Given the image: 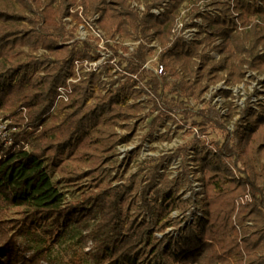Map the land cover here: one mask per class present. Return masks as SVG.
<instances>
[{"label": "trees", "instance_id": "trees-1", "mask_svg": "<svg viewBox=\"0 0 264 264\" xmlns=\"http://www.w3.org/2000/svg\"><path fill=\"white\" fill-rule=\"evenodd\" d=\"M134 1L146 5L142 16L132 8ZM201 1L209 0L80 3L85 16L100 14L99 24L111 36L134 33L146 40L158 39L164 48L160 61L176 79L165 90L199 99L210 84L224 80L236 85L250 71L264 74V0L238 3L236 19L244 31L238 30L231 7L215 0L224 16L207 17L203 39L171 42L181 8ZM76 2L0 0V117L12 129L11 144L0 143V264H264V101L259 110L245 111L246 123L235 134L237 143L226 131L223 141L196 151L205 185L204 198L198 201L203 216L178 238L165 234L153 239L155 231H164L169 224L181 226L175 219L165 222L174 211L186 212L193 203L176 194L189 182V171L180 180L159 175L177 153L147 164L149 182L139 196L137 215L123 206L136 189L138 174L125 183L103 185L104 165L116 144L115 128L135 118L143 107L121 104L119 91L89 104V85L81 83L61 106L65 114L52 117L57 88L71 73L74 58L88 56L84 47L60 44L62 38L72 36L64 19ZM163 3H167L163 13L151 12ZM212 50L220 55L218 61L211 57ZM145 51L140 46L136 57L144 60ZM28 68H40L42 74L20 76ZM261 85L264 88V81ZM150 89L153 110H160L163 90L158 79L150 80ZM164 115L159 113L152 128ZM200 116L204 130L210 123L219 124L215 109L201 111ZM88 160L92 161L89 170L82 173L80 168ZM56 169L70 183L82 174L92 178L81 199H65L53 179ZM247 195L250 200L242 203ZM143 211L149 213L150 222L139 219ZM73 227L85 230L84 238L92 246L87 253L74 252L59 263L52 257L53 248Z\"/></svg>", "mask_w": 264, "mask_h": 264}, {"label": "built area", "instance_id": "built-area-1", "mask_svg": "<svg viewBox=\"0 0 264 264\" xmlns=\"http://www.w3.org/2000/svg\"><path fill=\"white\" fill-rule=\"evenodd\" d=\"M220 1L222 2V0ZM223 1L230 6L233 4L235 6V3L238 2L237 0ZM80 2L81 0H77L64 19L67 29L72 36L62 38L60 44L70 47H84L88 56L74 58L71 73L66 78L65 83L57 88V97L52 112L63 104L68 103L73 93L74 86L81 83H87L89 85L90 97L88 102L92 99L95 101L98 97H108L119 91L120 96L118 97V101L121 104H140L143 107L141 111L143 112L142 114L144 116H152L151 121H149L150 126L147 123L149 126L147 134L150 138H145L146 140L143 142L142 148L139 147L141 143H137V140L133 141L134 144H132V141L124 142V138L119 139L117 154H119L120 160H129V156L139 148H141L143 152L148 151L149 146L159 140L161 134L174 139L173 132L166 129V126L175 119L177 123L176 127L178 126L185 130V132L187 131L190 133L193 139L192 143L188 144V150H186L185 154L187 155L189 153V156L193 158L192 163H195L193 160L195 159L196 151L202 148L203 143L207 144L211 141L207 139L208 135L206 136V134H204V129L200 124V122L203 121L202 116H200L201 111L208 113L210 109L216 108L214 105H211L213 101H211L212 99L209 96H206V92L211 89L210 92L216 95L214 100L220 101V98L223 97V91L232 92L229 85L223 82L218 87L208 86L203 90L199 99L194 97L184 98L176 94H169L168 91L165 90V85H171L176 79L169 75L166 67L160 61V56L164 50L160 42L155 37L146 40L134 33L127 37L120 34L111 36L101 28L99 24L100 14L97 13L89 17L85 16L84 6ZM209 2H212L215 6V0L201 1L196 5L184 4L173 27L171 42L181 41L190 44L196 41L198 38L197 36L201 34L206 36L205 28L207 27L200 20L207 14L208 11L205 9H207ZM259 4L261 5V2H259ZM166 5L167 3H163L161 7L152 9L151 12L158 16L165 11ZM132 8L139 16H142L147 11L146 5L140 1H134L132 3ZM189 12L192 13L191 15L193 18L189 16ZM209 12L211 13L209 17L221 15L214 14V10H210ZM236 21L238 22L237 19ZM237 26L239 31L245 29L239 22ZM142 45L146 47V51L144 53V60L141 61L136 57V54ZM133 66L137 67L138 70L133 71ZM152 78L159 80L163 90L160 110H153L152 99L154 96L150 89V80ZM215 110L219 113L217 108ZM145 111H147L146 114L144 113ZM161 111L165 113L164 118L155 128H152L151 125L153 120ZM228 111V109L225 110V113H228ZM135 118L134 120L132 119L134 123L132 120L130 123V129L132 126V131L130 132L132 134L137 132L138 129V122L135 121L137 120ZM11 130L12 129L8 127V121L0 120V143L3 142L4 145L11 144L9 138ZM227 132L232 135L234 134L232 131ZM131 133L126 134L131 135ZM176 146L177 148L180 147L178 143H176ZM177 150L178 149L163 155L175 154ZM147 155L148 153H142L145 162L153 156L148 155L147 157ZM176 158H178V156L173 158L169 163L171 164ZM191 178L192 177H190V179ZM196 195L197 193L189 195L184 199L193 198L195 200L194 197ZM248 200H250L249 195L243 198L241 202L244 203ZM171 216L181 222V230H175L173 232V236L178 238L188 225L195 223L199 217H202V213L198 211L195 204H193L188 211L181 212L176 210Z\"/></svg>", "mask_w": 264, "mask_h": 264}, {"label": "rangeland", "instance_id": "rangeland-1", "mask_svg": "<svg viewBox=\"0 0 264 264\" xmlns=\"http://www.w3.org/2000/svg\"><path fill=\"white\" fill-rule=\"evenodd\" d=\"M237 1L238 2L235 3V6L234 4L232 5L234 7L227 4L228 6L231 7L230 8L231 15L233 14L232 17L235 19L238 17V13H239L237 10L238 3L241 2L240 0H237ZM222 3H224L223 0H222ZM208 4L209 5L207 6V9H205L208 12L204 16V18L200 20L204 25H206V27L208 26L207 17H209L211 14L209 12L210 10L211 11L214 10L213 13L216 15L221 14L222 16H224V10L222 8L216 7V5L214 6L212 2H209ZM188 14L191 18H193V16L191 15L192 13L189 12ZM205 30H207V28H205ZM197 37L198 38L196 40H200V39H203L205 36L201 34L200 36H197ZM219 42L220 41H218L217 44H219ZM42 53L43 52L40 51L38 53V56H40ZM210 53H211V57L214 60L218 61L220 59V55L217 52L212 50ZM41 74H42V70L40 68H28L27 70L21 72L20 76L25 75L26 77L36 78L38 75H41ZM262 81H264V74L258 75L257 72L250 71L246 74L244 80H242L240 83L236 85H230L224 80L216 84L209 85L210 87H214V86L218 87L223 82H225L226 84L229 85L232 92L228 94L227 97L223 93V97L220 98L221 99L220 101L214 100V97H216V95L210 92L211 90L210 87H209L210 90L208 89L209 91L206 92V96L207 97L209 96L212 99L211 101H213L211 105H214L219 110L216 120H218V123L223 128H220L219 124L216 125L215 123H210L207 126L206 130L205 131L203 130V132L204 134H206V136L208 135L207 139L208 140L210 139L211 141L209 140L210 143L209 142L207 144L203 143V145L206 144V145L211 146L213 145L212 143H218L220 141H223L226 131H232V133H234L233 134L234 140L237 143L238 137L235 136V134L236 132H239V128L244 126L246 123L245 122L246 121L245 111L251 108L255 110H259V103L261 101H264V88L261 85ZM87 103L92 104L94 103V101L93 99L89 102L87 100ZM227 109L229 111L228 113L226 112L227 113L226 114L225 110ZM142 113L143 112L141 113L139 112L137 116L139 114L140 115L138 117L136 116L137 118H135L137 119L135 121L138 122L137 132H134L133 134L130 132L132 131V126L130 129V123L134 120V118L133 120L131 119L132 121L129 120L127 122H124L115 128L116 136H117L116 144L114 146V149L112 150V153H113L112 158H110V160L106 162L104 165V168L107 169V172L103 176L104 177L103 185L106 186L110 183L114 185L125 183L132 176L138 174L136 189L133 192L131 198L123 206L124 210L130 212L131 215H137L138 207L139 205H141L139 196L141 195L143 191V187L149 182L148 180L149 168L147 167V164L151 161L159 162V160H161L162 158L169 156V155H163V154H166L168 152H172L178 149L176 152L177 155L176 153L172 154L174 156L175 155L178 156V158H176L171 164L169 163L170 161H166V162L164 161L165 167H163V169L160 170L159 175H166L168 176L169 180H180L183 178L184 173L186 171H189V182L186 183L185 185H181L180 189L178 190V192H176V194L177 196H183L182 198L184 199L185 197L189 195H193L197 193V195L194 197L195 200L192 198L193 199L192 205L195 204V207L197 208L198 211L202 213V216H203L202 207L198 203L201 202L202 199L204 198V195H205L204 186L205 185H204V182L202 181V175L199 172V166L196 162V158L193 160L195 161V163H192L193 158L189 156L190 154L189 153L187 155L185 154L186 150H188L187 149V146H189L188 144L192 143L193 141L190 133H188L187 131L185 132V130H183L182 128H179L178 126L176 127L177 123L175 122L176 120L174 119L172 122H169L166 126V129L173 132L174 139H172L169 136L161 134L159 140L152 143L151 146H149L148 151L143 152L141 148L143 146V142L146 140L145 138L148 137V134H147L148 127L150 126L149 121H151L152 116H144ZM144 113L146 114L147 111H145ZM64 114H65V111L61 110V107H59L54 112H52V117L60 116V115L63 116ZM0 120H2V118ZM147 123L149 124V126ZM128 132H130L131 135H127V134H130ZM120 138H124V142H129V141L133 142L137 140V143H141V145L139 146L141 148L134 151L130 155L131 157L129 156V160L127 161L120 160V156H118L119 154H117V145L119 143ZM176 143L179 144L180 146V147L178 146L179 148H177ZM132 144H134V142ZM180 150H183V151L180 152ZM142 153H148V155H153V156L145 162V160H143ZM100 154L101 152H97V155H100ZM105 157H108V156L105 155ZM91 162H92L91 160L86 161L85 165H83L80 168V171L84 173L86 170H89L88 167ZM144 167H147V168L143 172H140ZM235 173L237 176L239 175L237 172ZM64 176L66 175L60 172L58 169H56V171H54L53 173L54 181L59 182V189L64 194L65 199L69 202L81 199L87 187H89V185H91L92 183V178L83 177V174L81 175L79 179L71 183L68 182V180H66ZM190 177L192 178L190 179ZM180 182H179V185H180ZM172 216H170L166 220L167 222L163 221V222H160V224H164V222L168 223V221L170 220L172 221V219H175ZM139 219L141 221H146V222H150L151 220L150 215L147 211H143L142 214L139 216ZM174 221H177V219H175ZM175 224H173V226L169 224V226H167L164 231H159V230L155 231L152 235L153 239H161L165 234H173L175 230H181L180 226L176 228L174 226ZM85 235H86L85 230L73 227L70 233L68 234V236L64 240H62L58 245H55V247L53 248L52 257L58 259L59 263H64L65 261L69 259V257H71L74 254V252H77L79 254L87 253L89 249L91 248L92 243L87 242L85 240L84 238ZM27 256L29 255L27 254ZM86 264H89V263H86Z\"/></svg>", "mask_w": 264, "mask_h": 264}]
</instances>
